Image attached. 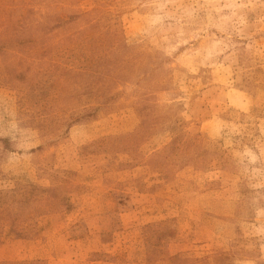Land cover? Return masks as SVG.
Here are the masks:
<instances>
[{"label": "rangeland", "instance_id": "rangeland-1", "mask_svg": "<svg viewBox=\"0 0 264 264\" xmlns=\"http://www.w3.org/2000/svg\"><path fill=\"white\" fill-rule=\"evenodd\" d=\"M0 264H264V0H0Z\"/></svg>", "mask_w": 264, "mask_h": 264}]
</instances>
